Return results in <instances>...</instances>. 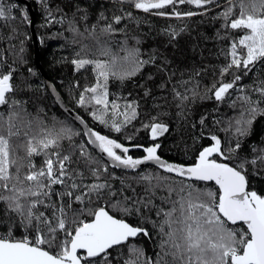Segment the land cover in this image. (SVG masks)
Masks as SVG:
<instances>
[{
    "label": "snow or ice",
    "instance_id": "1",
    "mask_svg": "<svg viewBox=\"0 0 264 264\" xmlns=\"http://www.w3.org/2000/svg\"><path fill=\"white\" fill-rule=\"evenodd\" d=\"M132 3L144 12L171 6V12L156 11L154 14L181 18L198 13L181 12L178 5L190 4L206 10V6L215 3V0H132ZM5 15V7L0 4V17ZM126 15L131 17V13ZM220 17L226 29L237 31L239 35L232 38L230 58L219 69L221 77L231 75L232 80L213 83L207 89L212 91L217 101L223 100L243 75L251 72L258 63H264V0H227V7ZM121 19L120 16L114 17L117 23ZM102 31L111 33L114 29L109 24ZM171 35L175 37L177 33L172 32ZM125 51L126 55L119 59L132 65L131 71L118 68L116 57L110 61L72 60L77 69L92 65L96 73L95 85L84 88L78 105L88 109L94 121L117 133L137 117L138 105L132 101L121 109L115 99L109 98L108 81L110 78L123 80L130 77L143 64L150 62L139 59V49ZM101 54L106 56L108 51L102 50ZM233 69L236 71L233 72ZM12 79L11 71L0 73V106L11 108L18 103L12 100L10 104L9 94L15 91ZM181 83L186 84L187 81ZM173 91L181 101L188 99L175 88ZM255 91L264 96V80L260 81ZM193 94H197L195 90ZM242 99L248 104L253 103L246 95ZM249 111L255 113L257 108L252 107ZM15 115L14 111L9 112L6 134L0 132V201L5 203L7 211L19 218L16 226L21 227L23 232L16 237L14 226L9 224L7 232L0 233V264H113L111 250L121 246H126L129 253L122 264H264V195L250 190L245 169L247 163L255 165L257 160L264 163V149L253 160L233 165L232 157L226 155L221 140L212 135L210 146L203 147L191 165L163 160L158 155L159 143L150 147L135 145L143 147L145 155L134 158L129 154L128 146L93 130L82 117L77 116L76 119L86 128L83 135L88 137L87 144L101 154L97 158L83 143L79 145L78 152L64 153L59 150L60 141H71L78 134L65 125L58 130L43 128L42 134L31 136L20 145L10 143L13 136L20 134L18 130L13 131L15 125L11 120ZM120 117L123 119L120 120ZM157 119L152 117L153 121ZM236 123L251 125L252 121L237 120ZM144 127L150 129L154 141L169 130L166 124L159 122L145 124ZM247 131V127L236 129L240 136L246 135ZM20 147L26 151V165L19 162L23 158L15 155ZM239 148L237 140L227 152L235 153ZM41 155L45 159L37 167L31 158ZM104 157L108 163H102ZM147 162L183 178L173 182L178 188L168 185L169 197L165 198V202L173 192L178 198L171 201L168 210L157 212L164 218L159 223L161 252L156 254L155 260L145 257L142 248L130 243L140 234L149 236L148 230L114 215L108 207L110 204L112 209L124 215L133 212V207L128 206L130 197L113 199L117 197V190L110 179L118 178L109 173V167L135 170ZM25 167L27 170L21 174V169ZM139 179L154 190L160 186V181L170 180V177L142 174ZM153 180L157 182L155 185ZM195 182H214L217 188L215 191L198 188ZM121 185H124L122 179ZM5 192L8 194L4 195ZM119 192L123 195V188ZM105 195L110 199L101 206L99 201ZM132 203L146 207L152 201L136 200ZM41 208L45 210L41 211ZM135 211L138 213L140 208L135 207Z\"/></svg>",
    "mask_w": 264,
    "mask_h": 264
},
{
    "label": "trees",
    "instance_id": "2",
    "mask_svg": "<svg viewBox=\"0 0 264 264\" xmlns=\"http://www.w3.org/2000/svg\"><path fill=\"white\" fill-rule=\"evenodd\" d=\"M25 1L33 12L39 65L48 81L67 107L82 117L89 127L128 146L129 154L134 158L142 156L139 150L141 147L135 145L147 147L159 143L158 155L162 159L177 164H191L199 151L211 144L212 135L221 140L226 155L232 157L233 165L244 160L251 161L261 154L260 150L264 149V96L255 91V88L264 80V63H258L251 72L243 75L221 101L215 99L212 91H207L213 83L232 80L231 75L221 77L219 73L220 67L230 58L228 54L232 38L239 35L237 31L226 29L225 22L220 17L227 7V0H215V3L206 6V10L190 4L178 5L181 12L198 13L181 18L154 14L156 11L171 12V6L144 12L136 9L132 0ZM0 4L6 10L5 17H0V73L12 72L11 82L15 91L9 94L10 104L12 100L18 102L11 108L8 105L0 106V132L6 134L9 112L14 111L17 115L11 120L15 125L13 131L18 130L20 134L13 136L10 143L20 145L29 137L42 134L43 128L58 130L65 125L78 134L71 141H60V151L78 152L79 145L83 143L94 157L99 158L87 144L81 128L58 107L38 71L33 59V45L29 34L30 13L27 8L14 0H0ZM127 13H131V17ZM116 16L122 17L119 23L114 20ZM109 24L114 31H102ZM23 31L27 36L25 42L20 36ZM172 32L177 35L173 37ZM133 48L139 49L140 60L150 62L143 64L130 77L123 80L110 78L108 81L109 98L115 99L121 109L132 101L138 105L137 117L117 133L94 121L89 110L78 105L77 101L84 88L95 85L96 73L92 70V65L77 69L72 60L83 58L110 61L112 57H116L118 68L131 71L132 65L119 58L126 55V49ZM102 50H107L108 55H102ZM183 81L187 83L182 84ZM174 88L188 99L181 101L176 98ZM245 95L250 97L252 104L242 99ZM257 101L260 103L257 104ZM252 107L257 108L255 113H250L249 109ZM152 117L158 119L153 121ZM119 119L122 120L123 117ZM248 119H251V125L236 123L237 120ZM153 122L164 123L169 129L155 141L151 140L150 129L144 127ZM237 127H247V134L240 136L236 132ZM237 140L240 148L235 153H228L227 149L234 147ZM15 155L23 158L19 159L20 163H28L24 148H17ZM31 159L40 167L45 157L33 156ZM245 169L250 190L264 195V163L259 160L255 165L247 163ZM26 170V167L22 168L21 174ZM109 173L118 178L110 179L117 190V197L113 199L130 197L128 206L133 207V212L131 215H124L112 209L110 204L109 210L130 224L148 230L149 236L140 234L130 243L142 248L145 257L155 260L156 254L161 252L159 223L164 218L162 214L158 216L157 212L160 209L168 210L171 201L178 198L173 192L165 202V198L169 197L168 185L178 188L173 182L181 179L152 166L134 173L109 167ZM142 174L170 177V180L160 181V186L153 190L146 182L140 181ZM121 179L124 185H121ZM156 183L155 180L152 181L153 185ZM195 184L198 188L216 190L211 183ZM121 188L123 195L119 192ZM184 194H187V190ZM109 199L105 195L99 204L103 206ZM149 199L152 203L146 207L132 203L136 200L146 202ZM135 207L140 208L138 213ZM44 210L41 208V211ZM18 223L16 214L7 211L5 203L0 201V233L7 232L11 224L14 226L15 236L20 237L23 229L16 226ZM111 251L113 264H122L129 257L126 246ZM167 259L171 260V257Z\"/></svg>",
    "mask_w": 264,
    "mask_h": 264
},
{
    "label": "water",
    "instance_id": "3",
    "mask_svg": "<svg viewBox=\"0 0 264 264\" xmlns=\"http://www.w3.org/2000/svg\"><path fill=\"white\" fill-rule=\"evenodd\" d=\"M15 2H17L18 4H21L23 6H25L28 10V12L30 13V20H29V34H30V37L32 39V45H33V59H34V62L36 64V66L38 67V71L40 73V75L42 76L45 84H46V87L48 89V91L50 92V94L52 95L53 99L55 100L56 104L58 105V107L73 121L75 122L82 130V132L84 133L86 131V128L83 124L80 123L79 120L76 119L77 116H79L78 114H76L74 111H72L69 107H67V105L63 102L62 98L60 97V95L57 93V91L55 90V88L53 87V85L48 81L44 71L41 69L40 65H39V49H38V44H37V39H36V35H35V30H34V18H33V12L29 6V3L25 0H14ZM85 139H86V142H87V139L88 137L85 136ZM89 145V144H88ZM153 145V144H152ZM150 145V146H152ZM97 154L98 156L100 157L101 154L99 153L98 149H95L94 146L92 145H89ZM150 146H147V147H150ZM139 150L142 152V156L143 157L145 155L144 151H143V147L139 148ZM159 151V149H158ZM139 157V158H141ZM164 160V159H163ZM103 161H105L106 163H108L107 161V158L104 157ZM166 161V160H165ZM168 162V161H167ZM169 163H173V162H169ZM177 164V163H175ZM181 165H184V164H181ZM148 166H152L156 169H158L159 171L167 174V175H171V176H174V177H177L174 173H167V172H164L162 169H160L156 164L152 163V162H147L145 164H142L140 165L137 169L135 170H132V169H122V168H112L110 167L111 169H115V170H118V171H124V172H128V173H134V172H137L139 171L140 169L142 168H145V167H148ZM187 166V165H185ZM179 179H183V178H180V177H177ZM196 183H205V184H208V183H211L213 184L216 188L217 186L214 184V182H196ZM231 226V225H230ZM139 236V235H138ZM137 236V237H138ZM136 237V238H137ZM134 238V239H136ZM132 239V240H134Z\"/></svg>",
    "mask_w": 264,
    "mask_h": 264
},
{
    "label": "rangeland",
    "instance_id": "4",
    "mask_svg": "<svg viewBox=\"0 0 264 264\" xmlns=\"http://www.w3.org/2000/svg\"><path fill=\"white\" fill-rule=\"evenodd\" d=\"M20 36H21L23 42H25L24 40H25L26 37H27V36H26V33L23 31V32L20 34ZM150 135H151V134H150ZM158 138H159V137H158ZM158 138H157V139H158ZM157 139H156V140H157ZM151 140H152V138H151Z\"/></svg>",
    "mask_w": 264,
    "mask_h": 264
},
{
    "label": "flooded vegetation",
    "instance_id": "5",
    "mask_svg": "<svg viewBox=\"0 0 264 264\" xmlns=\"http://www.w3.org/2000/svg\"><path fill=\"white\" fill-rule=\"evenodd\" d=\"M212 143V142H211ZM210 146V145H209ZM198 155V154H197ZM195 162V160L193 161V163ZM222 162V161H221ZM192 164V163H191ZM191 164H185V165H191Z\"/></svg>",
    "mask_w": 264,
    "mask_h": 264
}]
</instances>
